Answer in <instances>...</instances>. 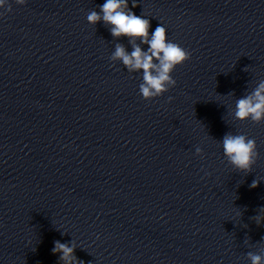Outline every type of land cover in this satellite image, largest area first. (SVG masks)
<instances>
[{"label":"clouds","instance_id":"clouds-1","mask_svg":"<svg viewBox=\"0 0 264 264\" xmlns=\"http://www.w3.org/2000/svg\"><path fill=\"white\" fill-rule=\"evenodd\" d=\"M6 0H0V7H4ZM19 5H24L26 0H16ZM132 7H136L133 3ZM126 9V11H125ZM8 11H11L9 6ZM103 13V20L114 27L111 29L113 36H128L140 38L142 43L149 45L147 53L142 52L139 46H136L131 55L125 53L121 46H117L115 57L121 58L124 65L129 70L143 69L144 84L140 86V92L145 100H151L153 97L160 96L169 88L176 85V80L172 78V73L178 65L184 64L190 60L191 53L186 51L180 45L170 42L167 39L165 27L157 26L149 39L150 23L148 19L137 16L129 7L128 0H106L100 6ZM2 15V13H0ZM101 16L96 11L88 14L89 23L99 22ZM162 54V55H161ZM159 61V66L153 63V58ZM156 71L154 75L153 72ZM167 85V87H166ZM171 99V98H170ZM235 118L240 121L251 119L254 123L264 121V81H261L254 92L236 101ZM224 155L228 162L241 172L249 173L258 157L257 145L254 139H250L243 134L233 135L227 133L222 139ZM197 154H201V149H196ZM259 181L254 179L250 188H256ZM259 223V220H257ZM52 249L53 254H60L59 259L64 264H71L75 259V249L60 241H54ZM251 264H264V256L253 252L247 253ZM76 264H82V261L76 260Z\"/></svg>","mask_w":264,"mask_h":264}]
</instances>
